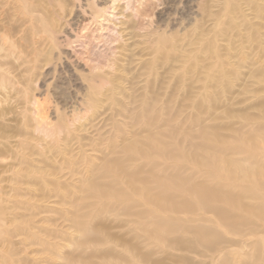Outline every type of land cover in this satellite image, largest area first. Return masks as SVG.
<instances>
[{"label":"rangeland","instance_id":"1","mask_svg":"<svg viewBox=\"0 0 264 264\" xmlns=\"http://www.w3.org/2000/svg\"><path fill=\"white\" fill-rule=\"evenodd\" d=\"M122 2L0 0V264H264V0Z\"/></svg>","mask_w":264,"mask_h":264},{"label":"bare ground","instance_id":"2","mask_svg":"<svg viewBox=\"0 0 264 264\" xmlns=\"http://www.w3.org/2000/svg\"><path fill=\"white\" fill-rule=\"evenodd\" d=\"M102 2H103V9L101 10V16H102V18L99 20L100 21V24L98 25V26H95V29H92V30H90L89 32H86V33H84V32H82V33H84V35L82 34V35H80V36H78V34H77V32L75 33V34H73L72 36V38H74V39H72L73 40V42H76V44H75V46H74V48H73V50H71L70 51V53H69V55H70V57H71V59L73 58L74 60V62L76 61V62H78L80 59H83L85 56H84V53L86 52L87 53V50L88 49H94V50H96V51H98V52H104V51H107V50H109V49H111V47L114 45L113 44V42H110L109 41V38H108V36H106V34L108 33H113V31H112V29H110V27H112L111 26V20H115L117 17H116V15L115 14H109V15H105L106 13V11L107 12H111V13H115L116 12V7H114L112 10H110V11H108L107 10V8H109L113 3H114V0H101ZM113 1V2H112ZM121 1V0H120ZM132 1H134V0H123V2L122 3H124L125 5H123L125 8L127 7V8H130V2H132ZM143 1V0H142ZM109 3H112V4H110V6H108L109 5ZM108 4V5H107ZM116 4V3H115ZM124 8V9H125ZM133 10H135V9H133ZM100 16V17H101ZM98 17L99 16H94L92 19H90V22H91V24H95L96 23V21H97V19H98ZM90 22H87V19L85 18V16H80V21L77 23V26H83L84 24H86V23H88V24H90ZM106 24V25H109V26H103V24ZM114 25V24H113ZM77 29V28H76ZM81 29V28H80ZM77 31V30H76ZM84 31H86V30H84ZM115 31V30H114ZM110 45V46H109ZM84 56V57H83ZM87 58V57H86ZM87 61V60H86ZM90 62V61H89ZM81 65V64H80ZM97 65H99V64H97ZM84 66V65H83ZM95 67V66H94ZM94 67H92L91 69H95ZM97 68H99V66H96ZM96 68V69H97ZM40 105V104H39ZM38 104H36V106L33 108V115H34V120H35V122H36V127H35V130H36V132H38V133H40L41 135H43L44 137H51V136H54V133H53V129L51 128V127H49V122H48V120H47V117H46V115H45V112H43V109H42V107L41 106H39ZM82 108V106H81V103H79V102H76V109H81ZM44 113V114H43ZM82 118V117H81ZM76 119V117L75 116H73L72 117V119H67L66 121H67V124L68 125H71L72 123H73V121ZM78 122V121H77ZM66 123V122H65ZM70 128V127H69ZM58 133H60V130H59V132ZM113 139V138H112ZM109 143H110V141H109ZM112 144V143H111ZM110 144V145H111ZM112 146V145H111ZM111 146H110V148H111ZM156 146V145H155ZM138 147V146H137ZM157 147V146H156ZM112 148H114V147H112ZM118 148V147H117ZM133 148V147H132ZM150 148V147H149ZM116 149V148H115ZM125 149H127V148H125ZM139 149V148H138ZM148 149V148H147ZM140 150H141V148H140ZM152 150V149H151ZM113 151V150H112ZM111 151V152H112ZM143 151V150H142ZM149 151H150V149H149ZM164 151V150H163ZM133 152H134V150H133ZM117 152L115 151V153L114 154H116ZM120 153V152H119ZM142 153V152H141ZM118 154V153H117ZM140 154V153H139ZM162 154V153H161ZM135 155V154H134ZM166 155H167V153H166ZM128 157V156H127ZM116 159V158H115ZM115 159H113V161L115 160ZM131 159V158H130ZM134 158H132V160H133ZM128 160V159H127ZM117 160H115V162H116ZM123 161V160H122ZM130 161V160H129ZM128 161V162H129ZM111 162V161H110ZM121 162V161H120ZM124 162V161H123ZM123 162H121V163H123ZM134 162H135V160H134ZM109 163V162H108ZM113 163V162H112ZM111 163V164H112ZM117 163V162H116ZM120 163V164H121ZM114 164V163H113ZM140 166H142V165H140ZM144 166V168H145V166L146 165H143ZM142 166V167H143ZM113 167V166H112ZM112 167H111V169H112ZM123 167V166H122ZM153 167H154V165H153ZM152 169V167H149V169ZM118 169L121 171V169L118 167ZM150 169V170H151ZM149 170V171H150ZM118 171V170H117ZM138 171H136L135 173H137ZM119 173V172H118ZM132 173V172H131ZM130 173V174H131ZM139 173V172H138ZM142 173V172H141ZM151 173V172H150ZM124 174V173H123ZM132 174H134V172L132 173ZM131 174V175H132ZM121 175V174H120ZM125 175V174H124ZM127 175V174H126ZM129 175V174H128ZM127 175V176H128ZM137 175V174H136ZM153 175V174H152ZM151 175V176H152ZM130 176V175H129ZM133 176V175H132ZM155 176V175H154ZM128 178V177H127ZM133 178V177H132ZM154 178H156V177H154ZM128 180V179H127ZM137 179H135V181H136ZM164 180V179H163ZM129 181V180H128ZM145 181V180H144ZM116 182V181H115ZM184 182V181H183ZM183 182H181V183H183ZM187 182V181H186ZM167 183V182H166ZM169 184H171L170 182H168ZM192 184H190V186H191ZM194 185V184H193ZM134 186V185H133ZM195 186V185H194ZM136 188V187H135ZM146 188V187H145ZM158 188V187H157ZM186 188V187H185ZM132 189H133V187H132ZM131 189V190H132ZM190 189V188H189ZM134 190V189H133ZM135 190H137V188L135 189ZM134 190V191H135ZM149 189H147L146 191H148ZM191 192H193L194 194H196L197 196H200V193L201 192H199V190L197 189V188H193L192 186H191ZM144 192V193H147V195H148V192ZM180 191V190H179ZM127 192V191H126ZM150 192V191H149ZM185 192V191H184ZM188 192V191H187ZM139 193H140V191H139ZM216 193V192H215ZM110 194H112V193H110ZM114 194V193H113ZM127 193H125V195H126ZM137 194V193H136ZM213 194V193H212ZM100 195V194H99ZM128 195V194H127ZM146 195V194H145ZM154 195H156V194H154ZM220 194H218V196H219ZM102 196V195H101ZM111 196V195H110ZM115 196H116V194H115ZM120 196V195H119ZM123 196V195H122ZM130 196V195H129ZM140 196H141V194H140ZM139 196V197H140ZM217 196V197H218ZM224 196V195H223ZM226 196H228V195H226ZM225 196V197H226ZM107 197V196H106ZM114 197V196H113ZM131 197V196H130ZM154 197H156V199H157V196H154ZM215 198V201H216V199H218V198ZM230 197V196H229ZM110 198V197H109ZM162 198V197H161ZM206 198V197H205ZM102 199V198H101ZM114 199V198H113ZM213 199H214V197H213ZM164 200V199H163ZM228 200V199H227ZM226 200V201H227ZM133 201V200H132ZM137 201V200H136ZM141 201V200H140ZM157 201H158V199H157ZM202 201V200H201ZM222 201V200H221ZM225 201V202H226ZM130 202V201H129ZM139 202V201H138ZM217 202H220V200H217ZM115 204V203H114ZM127 205H128V203H126ZM201 204V203H200ZM125 207H127L128 208V206H125ZM131 208H132V206H131ZM130 208V209H131ZM123 209H124V206H123ZM127 210V209H126ZM129 210V209H128ZM127 210V211H128ZM126 212V211H125ZM152 214V213H151Z\"/></svg>","mask_w":264,"mask_h":264}]
</instances>
